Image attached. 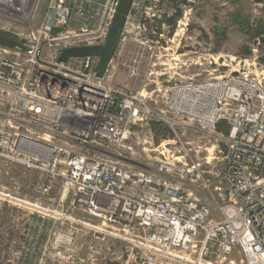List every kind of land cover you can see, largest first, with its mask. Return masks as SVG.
Instances as JSON below:
<instances>
[{
    "label": "built area",
    "instance_id": "built-area-1",
    "mask_svg": "<svg viewBox=\"0 0 264 264\" xmlns=\"http://www.w3.org/2000/svg\"><path fill=\"white\" fill-rule=\"evenodd\" d=\"M119 1L0 0V32L29 50L0 46V160L44 176L42 193L59 181L100 221L90 227L95 238L126 244L131 264H237L234 254L264 264V81L245 72L167 80L163 90L117 98L109 85L116 51L102 79L99 57L59 58L103 45ZM147 2L132 0L121 38L140 25ZM155 115L173 133L194 125L220 134L227 123L217 184L187 155L161 151L153 171L136 167L131 129Z\"/></svg>",
    "mask_w": 264,
    "mask_h": 264
},
{
    "label": "rangeland",
    "instance_id": "rangeland-1",
    "mask_svg": "<svg viewBox=\"0 0 264 264\" xmlns=\"http://www.w3.org/2000/svg\"><path fill=\"white\" fill-rule=\"evenodd\" d=\"M167 19H175L174 26ZM263 40L264 0H148L140 25L128 26L118 43L109 85L119 98L120 93L142 88L163 90L167 80L245 72L264 81ZM131 69L137 76H130ZM160 111L158 104L154 113ZM149 130L142 125L131 129V156L137 168L153 171L161 151L187 155L217 184L224 137L194 125H177L166 139L154 137L150 130L151 145ZM45 184L44 176L0 160V264H131L126 244L95 238L90 227L100 221L74 206L71 192L63 193L57 181L42 193ZM231 259L240 264L237 254Z\"/></svg>",
    "mask_w": 264,
    "mask_h": 264
},
{
    "label": "water",
    "instance_id": "water-1",
    "mask_svg": "<svg viewBox=\"0 0 264 264\" xmlns=\"http://www.w3.org/2000/svg\"><path fill=\"white\" fill-rule=\"evenodd\" d=\"M132 0H120L119 5L112 21L111 27L108 32V36L105 40V43L97 47H85V48H73L64 50L59 58L63 63L70 57H87L94 56L99 57V66L96 72V77L102 79L104 76V71L112 59L118 43L121 38V33L125 24L126 17L129 13ZM59 30H55L54 34L58 33ZM0 46L18 50L22 52H28V48L21 44L20 42L5 37L0 34Z\"/></svg>",
    "mask_w": 264,
    "mask_h": 264
},
{
    "label": "trees",
    "instance_id": "trees-1",
    "mask_svg": "<svg viewBox=\"0 0 264 264\" xmlns=\"http://www.w3.org/2000/svg\"><path fill=\"white\" fill-rule=\"evenodd\" d=\"M178 15L179 14H176V17ZM174 22H175V19L174 20H172V19H167L166 20V23H168L171 26H174ZM161 25H162V22H158V28H157V33L158 34H159V31H160L159 28H160ZM0 34L5 36V37L13 39V36H11V35H9L7 33L0 32ZM257 36H258V34H257ZM263 42H264V40H263ZM149 127H150L151 132L154 134V137L160 136L161 139H163V138L166 139V137H171L172 136L170 130L167 127H165L161 122L151 121L149 123ZM216 132L222 134L223 136H227L228 132H229V126L225 122H220V123H218V125L216 127ZM156 140H157V138H156Z\"/></svg>",
    "mask_w": 264,
    "mask_h": 264
}]
</instances>
